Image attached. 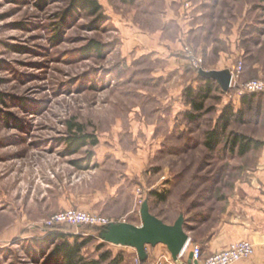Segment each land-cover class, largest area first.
Wrapping results in <instances>:
<instances>
[{
    "label": "rangeland",
    "instance_id": "1",
    "mask_svg": "<svg viewBox=\"0 0 264 264\" xmlns=\"http://www.w3.org/2000/svg\"><path fill=\"white\" fill-rule=\"evenodd\" d=\"M93 1L97 10L0 0V264H64L57 233L87 240L77 264H105L106 228L44 223L67 210L121 222L148 200L167 223L214 224L256 171L259 151L240 156L231 133L259 131L252 117L264 94L242 104L239 123L235 93L214 90L200 115L186 93L203 86L189 53L209 71L221 68L220 53L246 52L264 36V1ZM227 106L230 125L210 149ZM84 134L89 145L72 153L70 139Z\"/></svg>",
    "mask_w": 264,
    "mask_h": 264
},
{
    "label": "crops",
    "instance_id": "2",
    "mask_svg": "<svg viewBox=\"0 0 264 264\" xmlns=\"http://www.w3.org/2000/svg\"><path fill=\"white\" fill-rule=\"evenodd\" d=\"M252 42L253 44L246 52L241 51L240 46L237 50L235 49L232 55L233 59L225 58L224 53H220L218 58H221L219 60L221 68L211 67L208 70H229L231 72L236 67L237 58L246 55L244 75L241 80L246 82L254 78H264V36L262 39H255ZM200 44L201 48L205 49V44L201 42ZM215 83L220 87L217 82ZM220 89L223 92L221 87ZM244 102L243 99H239V102L234 103V116L239 123L248 118L244 117L243 114L238 116L239 111H242ZM252 118L253 127L259 131L254 134L245 133L246 131L243 130L239 132L251 135L254 140H259L264 144V133L261 132L262 129L264 130V111ZM257 150L259 153L256 171L251 173L252 176L247 181L240 183L236 192L229 198L227 209L222 212L223 220L214 224L204 222L199 227H191V223L185 222V231L189 234L190 240L188 250L181 259L184 264H191L189 263V256L192 253V245H198L202 248V260H204L227 250L231 244L244 240L251 242L255 247V255L236 264H264V146ZM150 211L154 216L160 218L153 213L151 206ZM124 218L126 219L121 222H130L136 226L142 224L140 212L136 215L133 203L124 212ZM138 218L141 222L137 220ZM160 219L162 220V218ZM106 244L108 255L104 258L105 264H157L160 261L161 264H174L171 253L163 244L146 247L148 253L146 262L139 260L138 252L134 248Z\"/></svg>",
    "mask_w": 264,
    "mask_h": 264
},
{
    "label": "water",
    "instance_id": "3",
    "mask_svg": "<svg viewBox=\"0 0 264 264\" xmlns=\"http://www.w3.org/2000/svg\"><path fill=\"white\" fill-rule=\"evenodd\" d=\"M201 77L212 79L218 83L223 92L230 91L232 72L223 71H199ZM140 217L142 224L136 226L130 222H113L106 228L105 241L122 247H131L138 252L140 261L148 258L147 246L155 247L163 244L172 255L173 260H177L185 250V245L190 240L189 234L185 231V220L180 216L174 224L168 225L150 211L149 201L144 200L141 204ZM193 258L191 253L189 263Z\"/></svg>",
    "mask_w": 264,
    "mask_h": 264
},
{
    "label": "built area",
    "instance_id": "4",
    "mask_svg": "<svg viewBox=\"0 0 264 264\" xmlns=\"http://www.w3.org/2000/svg\"><path fill=\"white\" fill-rule=\"evenodd\" d=\"M189 59L192 60L193 66L199 71L203 69L204 60L195 53H189ZM244 71V63L239 62L238 65L231 71L232 80L230 83V92L235 93L234 97L241 99L245 96L253 94H264V78H257L251 81H242L241 76ZM230 97L232 95L230 94ZM113 222H110L106 217L102 215H95L85 210H67L65 212H59L54 214L48 221L44 223V227L53 229V227H109ZM189 241L185 245V250L179 256L177 260H173L174 264H184L181 259L187 252ZM193 258L191 264H236L244 259H250L255 255V247L251 242L244 240L235 242L229 246V248L221 253L215 254V256L202 260V248L198 245H192ZM157 264H161V261Z\"/></svg>",
    "mask_w": 264,
    "mask_h": 264
},
{
    "label": "trees",
    "instance_id": "5",
    "mask_svg": "<svg viewBox=\"0 0 264 264\" xmlns=\"http://www.w3.org/2000/svg\"><path fill=\"white\" fill-rule=\"evenodd\" d=\"M264 1V0H263ZM78 3H82L85 6H88V3L95 4V9H98V5L93 0H78ZM200 80L203 82V86H201L198 89H190V92L187 94V100L189 105H191L193 113L195 115H200L199 113H202V111L205 109V100H207L210 97V94L214 90H220V87L216 85V81L212 79H205L203 77H200ZM259 94H253L249 96H245L242 99L245 102H250L251 97H255ZM232 111V108H229L227 106L222 113V117L220 119V122L217 124L216 128L211 130V133L208 135L206 145L211 149L215 148L220 134L224 132L230 125L231 122V116H229V113ZM193 113H188L189 118H196ZM197 113V114H196ZM243 114V111H239L238 116H241ZM237 115V114H236ZM78 131H82V128L79 126ZM232 139H231V145H233V149L238 148V154L245 155L249 153L250 151L260 149L264 146L263 142L259 140H254L252 137L246 135V134H235L231 133ZM91 136L88 135H79V137L75 136L72 139H70L69 147L71 152L78 153L80 152V149L86 147L89 145V139ZM92 146L97 145V141L94 140L91 144ZM157 196H161L162 199L165 198L164 195H160L158 193H154ZM153 194V195H154ZM73 238L75 241L71 242L70 239ZM56 238L61 240V244L58 246L56 252L58 253V256L63 261L64 264H77L76 260L81 255V250L86 245L87 240L85 239L83 243H79L80 240H82V237L77 234H63V233H57ZM107 255H103L102 258H105ZM146 262V261H144ZM143 262V263H144ZM100 261L96 262H90V263H84V264H99Z\"/></svg>",
    "mask_w": 264,
    "mask_h": 264
}]
</instances>
